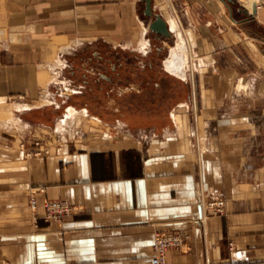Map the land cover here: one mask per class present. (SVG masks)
<instances>
[{"label": "crops", "instance_id": "0c3cea01", "mask_svg": "<svg viewBox=\"0 0 264 264\" xmlns=\"http://www.w3.org/2000/svg\"><path fill=\"white\" fill-rule=\"evenodd\" d=\"M151 5L167 24L174 16L196 33L198 65L209 72L189 80L167 122L139 136L93 131L55 143L37 118L47 104L13 110L20 130L0 123V264H148L158 232L185 236L165 253L166 264H264V69L234 63L239 33L224 24L222 0ZM144 8L142 0H0V36L8 38L0 44V101L47 99L41 73L63 79L66 44L72 51L102 40L148 57L152 40L166 42L149 32ZM56 54L62 64L51 68ZM201 192L204 201L221 196L225 212L205 213ZM45 200L67 202L72 214L46 219Z\"/></svg>", "mask_w": 264, "mask_h": 264}, {"label": "rangeland", "instance_id": "374dc122", "mask_svg": "<svg viewBox=\"0 0 264 264\" xmlns=\"http://www.w3.org/2000/svg\"><path fill=\"white\" fill-rule=\"evenodd\" d=\"M242 6V0H236L235 4L231 5L232 18L229 17L228 8L221 6L220 9L228 31L239 33V40L234 37L236 42L239 41V51H236L237 57H234V63L237 66L250 63L264 69V20L259 21L256 17L246 20L249 15L241 11ZM211 26L215 24L212 23ZM185 32H187L189 44L192 45L188 61L189 65H193L195 71L193 75L192 73L190 75L189 71L184 75L179 71L173 74L165 68V61L176 42L175 37L164 38L166 43L163 47L158 41L152 40L153 53L148 57L129 50L113 49L102 40L93 44L79 45L77 49L71 51V54L66 55L67 68L61 72V78L67 81L68 87L81 91V94H69L64 84H57L49 88L50 95L46 100H50L51 103L46 102L44 97L32 103L34 105L48 103L47 107H44L45 114L36 112L39 115L37 118L44 117L45 123L50 127L48 131L46 129L41 132L51 135L52 142L64 143L75 140L79 136V139L83 140L93 131L109 135L111 139L125 135L139 136L141 131L150 130L156 121L167 122L169 112L175 107L176 101L179 98L186 99L189 80L196 79L197 75L203 78L205 73L209 72L205 68H199L198 65L201 55L196 53V33L193 30H185ZM7 41L8 38L5 35L0 36L1 47ZM157 50L158 54H156ZM211 60L212 58H208L206 62ZM150 62L154 64L153 70L143 68V64ZM41 74V89H43L45 81L50 79V74L47 71ZM246 86L247 80L239 82V93L242 96L249 94ZM60 94L62 97L59 96ZM69 106L76 109L88 108L90 114L98 116L102 123L95 124L85 117L77 118L73 121L74 125L73 122H69L68 126H65L66 133L59 134L55 128ZM13 107L11 102H0V123L9 122L7 120L10 116L19 115L16 112L14 114ZM10 122L16 124L15 128L20 130L22 124L19 127L15 121ZM134 122L137 124H130ZM36 135L37 138L40 136L38 133ZM105 137L108 138V136ZM36 151L38 150L33 152ZM42 154L32 155L41 156Z\"/></svg>", "mask_w": 264, "mask_h": 264}, {"label": "bare ground", "instance_id": "6f19581e", "mask_svg": "<svg viewBox=\"0 0 264 264\" xmlns=\"http://www.w3.org/2000/svg\"><path fill=\"white\" fill-rule=\"evenodd\" d=\"M242 1H243L242 8L245 9L248 14H252L253 13V5H254L255 6V10H256V13L254 14V17L256 16L259 21L264 20V6H262V1H264V0H242ZM235 2H236V0H235ZM250 10H251V12H250ZM229 15H230V18H232V13H230V11H229ZM167 20H168V24H167L168 25V30L171 32L173 37L176 38V42H175V45L171 47L170 55L168 56V58L165 61V68H166L167 71H169V72H171L173 74H175V72L178 73V71H179V72H182V75H184L187 71H189L190 75H191V73L193 75V72H195L194 68H193V65H189V61H188L190 59V56H191V53H190L191 52V49H190L191 48V44H189V38L186 37L187 32H185V30L181 27V24H180V22L178 21V19L176 17L169 16L167 18ZM144 31H146L145 28H144ZM77 42H78V40L75 41L74 44H77ZM139 42H140V46H142L143 48L145 46H147L146 40L142 39ZM71 45L72 44H68V45L66 44V46L60 48L59 51H61L62 53H70L71 51H69V49H71ZM62 61H63L62 58H60V56L58 54H56V57H55V59L53 61V64H52V67L51 66L50 67L51 68H54V67H56V68L58 67L59 68V66L62 64ZM202 63L203 62L200 60L199 61L200 66H201ZM55 74H56V72H53V77H51V79L48 80L47 82L45 81L46 82V87H45V90H44L45 91L44 92L45 95L49 94L48 85L50 84V82H55L57 84H64V88L69 92V94H72V92L74 93L76 91L75 89H73L71 87H68V84H67V82L64 79H58ZM45 101L50 103V100H46V98H45ZM13 106H14L13 107L14 110L22 111V110H30V109H33V108H39L42 105H38V104L34 105V104H29V103H27V104H19V102H18L16 104H13ZM2 117L5 118V116H3V115H2ZM81 117L89 118V120H92L93 123H95V124L96 123H98V124L102 123V120L98 116L90 114L88 108L84 107V108L76 109V108H74L72 106H69L67 111H66V113L64 114L62 119L58 122V125H57V127L55 129L59 132V134L60 133L62 134L63 132H65V130H64L65 126L69 122H73L75 119L81 118ZM19 120H20V118H19ZM7 121H9V122L10 121H15L16 123L19 122L14 116H10ZM73 125H74V122H73ZM9 126H11V125H8L7 127H9ZM13 127L15 128V126H13Z\"/></svg>", "mask_w": 264, "mask_h": 264}, {"label": "built area", "instance_id": "2783aa9c", "mask_svg": "<svg viewBox=\"0 0 264 264\" xmlns=\"http://www.w3.org/2000/svg\"><path fill=\"white\" fill-rule=\"evenodd\" d=\"M42 153H48L47 149L31 152V154L40 155ZM203 193L199 194V205L204 209L205 213L209 212L212 215H221L225 212L226 202L225 200L213 193L210 195L209 200H203ZM29 208L31 212H35L37 208V202L34 194L29 196L28 200ZM45 218L61 220L62 218L72 214V208L65 201L61 200H45L43 204ZM185 236L175 232H158L155 235L154 240V255L150 258L148 264H166L165 253L171 248H180L183 244Z\"/></svg>", "mask_w": 264, "mask_h": 264}, {"label": "water", "instance_id": "95a60500", "mask_svg": "<svg viewBox=\"0 0 264 264\" xmlns=\"http://www.w3.org/2000/svg\"><path fill=\"white\" fill-rule=\"evenodd\" d=\"M144 2L145 8L143 11L144 16L147 18V26L148 29L156 35L158 39L162 38H172L173 35L168 30V25L164 18L158 14L154 13L152 10L151 0H142ZM224 4L228 7L230 13H232L231 5L235 4V0H222ZM241 11L244 14H248L245 9H241ZM256 13L255 6L253 5V13L248 14L249 18L246 20H249L254 17V14Z\"/></svg>", "mask_w": 264, "mask_h": 264}, {"label": "flooded vegetation", "instance_id": "af4514ba", "mask_svg": "<svg viewBox=\"0 0 264 264\" xmlns=\"http://www.w3.org/2000/svg\"><path fill=\"white\" fill-rule=\"evenodd\" d=\"M79 93H81V91Z\"/></svg>", "mask_w": 264, "mask_h": 264}]
</instances>
